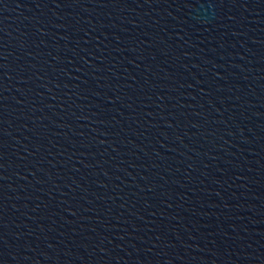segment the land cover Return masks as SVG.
I'll list each match as a JSON object with an SVG mask.
<instances>
[{
  "label": "water",
  "instance_id": "obj_1",
  "mask_svg": "<svg viewBox=\"0 0 264 264\" xmlns=\"http://www.w3.org/2000/svg\"><path fill=\"white\" fill-rule=\"evenodd\" d=\"M0 264H264V0H0Z\"/></svg>",
  "mask_w": 264,
  "mask_h": 264
}]
</instances>
